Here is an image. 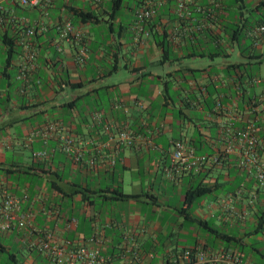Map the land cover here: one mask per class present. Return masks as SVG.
Wrapping results in <instances>:
<instances>
[{
    "label": "crops",
    "instance_id": "crops-1",
    "mask_svg": "<svg viewBox=\"0 0 264 264\" xmlns=\"http://www.w3.org/2000/svg\"><path fill=\"white\" fill-rule=\"evenodd\" d=\"M143 1H123L124 19L110 15L109 0H50L32 7L0 0V35L6 28L20 37L22 24L45 27L29 39L36 53L25 79L17 77L25 55L19 38L7 59L0 43V195L18 197V216L27 219L23 229L0 232V253L14 244L24 248L20 264H51L28 247L45 232L57 243L97 247L112 264H122L126 236L144 264H168L183 248L238 250L242 243L248 251L240 252L243 258L264 264V230L255 243L245 235L255 205L264 208V189L236 167L237 154L226 151L232 131L252 123L264 161V32L253 34L264 23V6L260 0H225L215 8L209 0H188L183 18L176 0H162L153 17L138 22ZM197 4L209 12H196ZM80 10L98 15L92 24L106 32L98 41L71 14ZM62 19L81 31L83 63L74 60V42L55 48L53 24ZM121 129L130 134L129 143L118 139ZM64 138L72 152L61 149ZM173 143L203 163L168 176ZM38 151L45 156L34 158ZM220 154L227 158L214 162ZM198 181L217 188L193 212L180 211L183 189ZM114 189L135 196L119 198ZM169 191L176 200L167 198ZM227 196L233 211L220 204ZM208 219L220 232L242 238L241 247L211 235L203 226Z\"/></svg>",
    "mask_w": 264,
    "mask_h": 264
},
{
    "label": "built area",
    "instance_id": "built-area-1",
    "mask_svg": "<svg viewBox=\"0 0 264 264\" xmlns=\"http://www.w3.org/2000/svg\"><path fill=\"white\" fill-rule=\"evenodd\" d=\"M23 6L47 5L50 0H15ZM98 3L100 0H89ZM162 0H144L136 10L137 21H145L155 15L156 7L160 5ZM177 15L179 17H188L189 11L185 8L188 0H176ZM215 8L219 7L218 2L209 0ZM194 10L198 13L209 12V9L203 5H195ZM4 21L0 17V23ZM45 29L42 24L26 25L19 37V43L25 48V55L21 66L18 69L17 77L19 79L26 78V72L30 68V63L35 57L36 50L30 45V38L34 35L36 29ZM56 32L54 41L55 48L58 51L62 50L60 41L74 42L76 44L74 52V60L76 63H83L87 58V51L82 42V34L79 29H76L69 19H62L53 24ZM264 23L258 24L253 34L263 33ZM218 105V102L216 103ZM119 140L130 142V134L121 129L117 132ZM258 138L254 125L247 123L244 126L234 129L229 139V145L226 151H234L237 154L236 167L251 174L257 188L264 189V161L261 160L258 151ZM61 149L66 152L73 151V144L69 138H64L61 142ZM34 158L40 159L45 156L44 151L34 153ZM216 161L215 157L213 158ZM203 163L201 156H195L189 151H186L180 143H173L170 149V160L165 168V173L170 176L171 173H176L183 168H197ZM0 232H7L12 227L23 229L27 223L25 217L18 216L19 201L11 193L2 191L0 195ZM230 196L221 199V206L228 211H233V206L230 203ZM242 217V214L239 215ZM74 220L71 219L70 223ZM89 241L94 240V237H89ZM127 244V245H126ZM28 247H35L41 251L51 264H112L107 256H103L97 247H86L84 245H72L68 240H63L59 243L54 242L51 234L45 232L37 241H29ZM122 264H144L138 248L130 239L125 237V244L122 248ZM125 252V253H124ZM127 254V255H124ZM168 264H255L248 259L243 258L241 253L236 249L222 247L216 250L207 251L201 247L183 248L175 251L170 255Z\"/></svg>",
    "mask_w": 264,
    "mask_h": 264
},
{
    "label": "trees",
    "instance_id": "trees-1",
    "mask_svg": "<svg viewBox=\"0 0 264 264\" xmlns=\"http://www.w3.org/2000/svg\"><path fill=\"white\" fill-rule=\"evenodd\" d=\"M123 1L124 0H109V10H110V15L112 17H115L118 14V10L122 7ZM214 1L218 2L219 7H220V5H223L224 2H225V0H214ZM238 1H242V0H231V2H229V3L232 5V4H235ZM98 3L92 2V4H94V5H98ZM258 6H264V0H260ZM71 14L76 19H78L80 22H83V23H93V22L98 20V15L93 13V12H91V11H81V10L78 11V12L71 11ZM259 20H261V18H259ZM25 26L26 25L22 24L21 30ZM230 32L234 36H236V35H239L240 30L237 29V28L236 29L232 28ZM34 34H35V32H34ZM18 38L19 37L17 36L16 33H11V34L8 33L6 28H4V30L2 31V33L0 35V43L2 45V51H3V54L5 55V59H7L10 56V54L14 51V48L17 46V42H18L17 39ZM253 125H254V127L256 129L257 138H258V141H259L258 130H257L255 124H253ZM258 144H259V142H258ZM257 147H258V145H257ZM223 156L225 158H227V156H225L223 154H220V155H217L215 157V159L219 160ZM221 163H222V161H221ZM28 166L32 167V164H28ZM18 171H20V170H18ZM21 172H26V171L25 170H21ZM216 188L217 187L213 183L212 184H210V183H202L201 181H198L195 184L184 188L183 192H182L183 198H182V204H181V207H180V211L188 209L194 201H197V200L199 201V199L201 197L207 196V195L213 193ZM114 192L117 194V197H119V198H132V197L135 196L133 194H123L119 189H114ZM249 225H250L251 229H250L249 233H246L245 235H246V237H250L251 238L252 243H255L256 241H254V238L256 236H260L262 234L263 230H264V208H262V206H260L258 204L255 205L254 210H253L252 222ZM203 226L214 237L219 238L220 240L224 241L225 243L231 242L234 247H236V246L241 247L240 244H241V242H243L242 238L235 237V235H228L226 233H222L217 228L212 227V223H208L207 225L203 224ZM232 249H235V248H232ZM238 250L237 251L239 253L240 252L243 253V251L248 253V251L243 249V243H242L241 249H238ZM249 251H250V249H249ZM9 256L12 257V254L10 253ZM260 256H263V254L261 252L257 253L256 255H254V257L257 258V259ZM12 261H14L15 264H20V263H17L14 258H13Z\"/></svg>",
    "mask_w": 264,
    "mask_h": 264
},
{
    "label": "rangeland",
    "instance_id": "rangeland-1",
    "mask_svg": "<svg viewBox=\"0 0 264 264\" xmlns=\"http://www.w3.org/2000/svg\"><path fill=\"white\" fill-rule=\"evenodd\" d=\"M124 2H127L128 4H131V3H133V0H124ZM127 13H128V11H125V9H124L123 7H121V8L118 10V14H119V16H121V17L124 18V19H128V18H129V16H128ZM35 14H37V13L35 12ZM44 18H45V16L42 14L41 19L43 20ZM85 25H86V28H88V29L91 31V33H93V34L96 36V41L99 40L98 37H97V35L105 34V33H106V32H105V29H104V27H103L102 24H99V25L97 26V25H94V24H92V23H87V24H85ZM100 28H101V29H100ZM1 56H2V54L0 53V57H1ZM12 73H13V72H11V76H12ZM169 193H170V194L166 193V194H167V198L169 197L168 199L176 200V194L174 193V191H169ZM170 196H171V198H170ZM207 197H210V196H203V197H201L200 199H202V198H203V199H206ZM180 198L182 199V195H181ZM200 199H199V200H200ZM197 201H198V200H197ZM197 201H194V202L191 204V206H190V210H191L192 212L196 209ZM207 221H208V223L213 222V223L216 224V222L213 221V219H208ZM198 232H199V233H203L202 230H199ZM8 253H14V255H15V259H16V262H17V263H21V262L24 261V260L22 259V256L25 255L27 252H26V250H25L24 248H19L16 244H14L13 247L11 248V251H9V252L7 251V252L0 253V264H15L14 261L10 260V259L7 257ZM35 253H37L36 250H32V251H31V254H32V255H34ZM43 264H45V263H43Z\"/></svg>",
    "mask_w": 264,
    "mask_h": 264
}]
</instances>
